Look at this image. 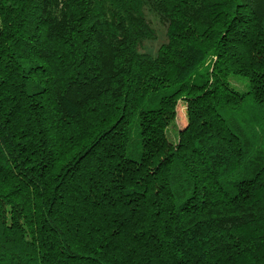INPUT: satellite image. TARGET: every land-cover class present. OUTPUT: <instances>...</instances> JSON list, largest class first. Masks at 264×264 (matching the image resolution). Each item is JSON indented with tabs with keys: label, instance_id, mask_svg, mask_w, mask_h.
I'll use <instances>...</instances> for the list:
<instances>
[{
	"label": "trees",
	"instance_id": "trees-1",
	"mask_svg": "<svg viewBox=\"0 0 264 264\" xmlns=\"http://www.w3.org/2000/svg\"><path fill=\"white\" fill-rule=\"evenodd\" d=\"M0 264H264V0H0Z\"/></svg>",
	"mask_w": 264,
	"mask_h": 264
},
{
	"label": "rangeland",
	"instance_id": "rangeland-1",
	"mask_svg": "<svg viewBox=\"0 0 264 264\" xmlns=\"http://www.w3.org/2000/svg\"><path fill=\"white\" fill-rule=\"evenodd\" d=\"M154 17V16H153ZM154 23L156 25V28H158V36L159 39L151 41L149 43H147V48L154 52L157 47L159 46V44L161 43V41L164 39L165 35H164V30L161 27V24L159 23L158 19L156 17L153 18ZM185 101L181 100L180 101V106H178V117H177V121H176V125L178 127H183L186 124V111H185ZM176 129L173 131V133L176 136ZM170 138L173 139L174 137H172L171 133H170Z\"/></svg>",
	"mask_w": 264,
	"mask_h": 264
}]
</instances>
